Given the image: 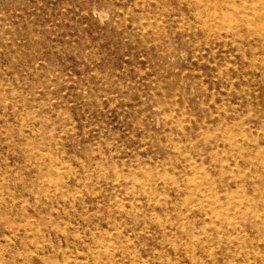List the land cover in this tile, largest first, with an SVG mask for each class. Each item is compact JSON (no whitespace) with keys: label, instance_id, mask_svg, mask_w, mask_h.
Segmentation results:
<instances>
[{"label":"rangeland","instance_id":"obj_1","mask_svg":"<svg viewBox=\"0 0 264 264\" xmlns=\"http://www.w3.org/2000/svg\"><path fill=\"white\" fill-rule=\"evenodd\" d=\"M219 1L0 0V264H264V0Z\"/></svg>","mask_w":264,"mask_h":264},{"label":"bare ground","instance_id":"obj_2","mask_svg":"<svg viewBox=\"0 0 264 264\" xmlns=\"http://www.w3.org/2000/svg\"><path fill=\"white\" fill-rule=\"evenodd\" d=\"M211 1V0H210ZM201 2H202V0H201ZM215 3H216V1H214ZM221 4H220V6L221 5H224V6H230L231 8H232V6H233V4H234V2L233 1H229L228 2V0H220L219 1ZM214 3V4H215ZM202 4V3H201ZM204 4V3H203ZM216 5V4H215ZM202 6V5H201ZM206 8V7H205ZM204 8V9H205ZM220 8H223L222 6L220 7ZM229 8V7H228ZM203 9V10H204ZM216 9H218V7L216 8ZM207 10V9H206ZM198 13V12H197ZM206 14V13H205ZM214 15V14H213ZM209 16H210V14H209ZM210 19H211V16H210ZM262 19V18H261ZM207 20V19H206ZM236 148V147H235ZM172 178V177H171ZM230 178V177H229ZM220 212V211H219ZM231 213V212H230ZM197 229V228H196ZM42 249V248H41ZM47 250V249H46ZM44 251V250H43ZM40 253H41V251H40ZM46 259V258H45Z\"/></svg>","mask_w":264,"mask_h":264}]
</instances>
